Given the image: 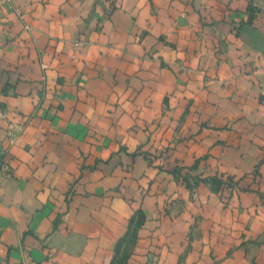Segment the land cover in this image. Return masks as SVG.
I'll return each mask as SVG.
<instances>
[{"label":"crops","instance_id":"0c3cea01","mask_svg":"<svg viewBox=\"0 0 264 264\" xmlns=\"http://www.w3.org/2000/svg\"><path fill=\"white\" fill-rule=\"evenodd\" d=\"M263 100L264 0H0V264H264Z\"/></svg>","mask_w":264,"mask_h":264},{"label":"built area","instance_id":"2783aa9c","mask_svg":"<svg viewBox=\"0 0 264 264\" xmlns=\"http://www.w3.org/2000/svg\"><path fill=\"white\" fill-rule=\"evenodd\" d=\"M263 104H264V100H263ZM6 118V113L3 110L2 106L0 105V119H5ZM23 126L17 123H13V122H9L7 125V130H8V136L11 140H13L15 138V136L21 132ZM1 168H4V166H2Z\"/></svg>","mask_w":264,"mask_h":264},{"label":"rangeland","instance_id":"374dc122","mask_svg":"<svg viewBox=\"0 0 264 264\" xmlns=\"http://www.w3.org/2000/svg\"><path fill=\"white\" fill-rule=\"evenodd\" d=\"M255 264V263H254Z\"/></svg>","mask_w":264,"mask_h":264}]
</instances>
